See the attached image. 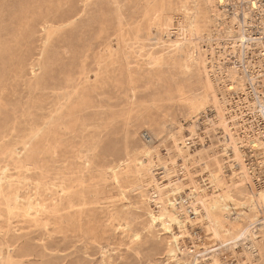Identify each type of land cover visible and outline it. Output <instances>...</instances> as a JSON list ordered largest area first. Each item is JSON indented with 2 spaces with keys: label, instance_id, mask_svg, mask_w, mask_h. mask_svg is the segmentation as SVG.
Instances as JSON below:
<instances>
[{
  "label": "rangeland",
  "instance_id": "1",
  "mask_svg": "<svg viewBox=\"0 0 264 264\" xmlns=\"http://www.w3.org/2000/svg\"><path fill=\"white\" fill-rule=\"evenodd\" d=\"M219 1L0 0V264H243L260 246L249 200L207 219L188 196L238 195L224 119L248 167L264 158L263 46L231 50L247 9ZM169 199L170 232L151 224Z\"/></svg>",
  "mask_w": 264,
  "mask_h": 264
},
{
  "label": "bare ground",
  "instance_id": "2",
  "mask_svg": "<svg viewBox=\"0 0 264 264\" xmlns=\"http://www.w3.org/2000/svg\"><path fill=\"white\" fill-rule=\"evenodd\" d=\"M209 3L211 0H207ZM224 0H220L219 1V6L220 4L223 3ZM189 5V4H188ZM193 6V5H192ZM211 6V5H210ZM186 7V4H185ZM188 7V6H187ZM89 9V8H88ZM195 9V8H194ZM188 10V9H187ZM188 14V13H187ZM73 17V16H71ZM188 17V16H187ZM68 18H70L68 16ZM189 19L191 18V16L188 17ZM72 19V18H71ZM69 20V19H68ZM234 20V19H233ZM71 22V21H70ZM231 30V29H230ZM50 31V30H47ZM53 31V30H52ZM238 31V29H237ZM239 32V31H238ZM51 33V31H50ZM49 35V32H48ZM52 35V34H50ZM238 38V40H237ZM52 39V38H51ZM124 39V38H123ZM46 41V40H45ZM238 41H241V43ZM245 37L242 36V34H238V36L236 38L231 39L230 44H232L231 50H233L234 53H238L241 51H245ZM45 45V44H44ZM243 47V48H242ZM241 48V50H240ZM47 49V48H45ZM236 50V52H235ZM107 52V51H106ZM22 62V61H21ZM38 62V61H37ZM35 63V62H34ZM33 63V64H34ZM235 63V62H234ZM21 64V63H20ZM32 64V65H33ZM20 66V65H19ZM43 66V65H42ZM21 67V66H20ZM34 67V65H33ZM31 67V68H33ZM230 72H229V76L232 80L238 82L239 84L243 85V82L240 81V77H247V78H251L249 71L246 70V67H244V75L241 74V70L238 68V66L236 65H232L230 66ZM17 68V67H16ZM83 68V66H82ZM88 68V67H87ZM89 69V68H88ZM91 70V69H90ZM12 72V71H11ZM21 73V72H20ZM88 73V72H87ZM12 74V73H11ZM36 74V73H35ZM20 76V75H19ZM37 76V75H36ZM97 76V75H96ZM91 78V77H90ZM93 78V77H92ZM89 79V78H88ZM95 79V78H94ZM252 79V78H251ZM4 80V79H3ZM96 80V79H95ZM8 81V80H7ZM69 81V80H68ZM250 81V80H249ZM1 82V81H0ZM4 83V82H3ZM6 86V83H4ZM69 85V84H68ZM9 86V85H8ZM66 87V86H65ZM75 87V86H74ZM231 88V87H229ZM61 89V88H60ZM72 93V92H71ZM69 94V93H68ZM78 94V93H77ZM81 94V93H80ZM2 95V94H1ZM1 97V96H0ZM4 98V97H3ZM2 98V100H3ZM194 111V110H193ZM220 109H219V114H220ZM262 114L264 116V109H262ZM27 113V112H26ZM219 116V115H218ZM223 116V115H222ZM34 117V116H33ZM29 119V118H28ZM37 120V119H36ZM223 120V119H222ZM60 121V120H59ZM223 122V126L225 129V141L227 142V144L229 145V147L232 148L233 152L235 153L236 159L238 161V168H239V173H240V178H241V183L237 184L236 186H238L239 188H236V190L238 189V195L236 194V196H233L232 191H226L224 192V194H218V196H214L211 197L210 200L207 202L203 199H201V195L199 196L198 193H196V189L190 188V192L188 194V196H190L191 198H194V200L191 201V203L198 201H202L205 205L207 210H205L204 214L205 217L208 219L210 218V214L212 211L214 210H218V211H223V213L227 214V216L225 217V219L227 218L228 220L231 219L230 216H234L236 213L234 212L235 206L237 205L236 202L240 201V203H242V199H246L250 201L249 207L251 208V210H255L256 214L258 213L259 216H263V220L260 221V223L262 224L261 230L264 231V186H262L263 189H260L261 187H258L257 185H264V183H258L257 181V177L254 173V169L247 166V164L245 163V159H244V154L241 150V146H240V142H239V137L235 134V132H233L232 128L230 127L229 123L226 122V120L224 119ZM2 123V122H1ZM37 124V123H36ZM27 125V124H26ZM4 128V127H2ZM8 129V128H7ZM10 130V129H9ZM16 130V129H15ZM21 131V130H20ZM42 131V130H41ZM1 132V131H0ZM39 132V131H38ZM30 133V132H29ZM40 133V132H39ZM35 134V133H34ZM46 134V133H45ZM29 135V134H28ZM36 136V135H34ZM33 137V136H32ZM47 137V136H46ZM30 139V138H29ZM258 143H256V141L254 139L250 140V143L253 147H257L260 151V154H262L264 156V141L260 140V138L257 139ZM30 141V140H29ZM13 142V141H12ZM178 145V144H177ZM6 146V144H5ZM260 146H262V148H260ZM178 147V146H177ZM17 148V147H16ZM15 150V149H14ZM13 151V150H12ZM11 151V152H12ZM14 152V151H13ZM259 154V153H258ZM30 155V154H29ZM14 157V156H13ZM263 157H260L259 159L262 160V162L264 161V158L261 159ZM2 159V158H1ZM130 159V158H129ZM235 159V160H236ZM127 160V157H126ZM34 161V160H33ZM146 162V161H145ZM140 164V163H139ZM142 164H144V161H142ZM141 164V165H142ZM7 167V164H6ZM152 167V166H151ZM26 169V168H25ZM152 169V168H151ZM34 170V169H33ZM153 173V172H152ZM116 175V174H115ZM152 175V174H151ZM253 177V180H252ZM239 178V177H238ZM240 182V181H239ZM235 184V183H234ZM257 184V185H256ZM158 188V186H157ZM159 189V188H158ZM160 190V189H159ZM158 190V191H159ZM162 191V190H161ZM71 193V192H70ZM153 195V194H152ZM156 195V194H155ZM162 195V194H161ZM154 196V195H153ZM219 197H221V199L223 198V203L219 202ZM183 203V202H182ZM181 202H177L176 199L171 200L169 199V204L168 206H171L172 209H169L166 207H162L159 214H151V224L152 226H155L159 221L161 222L162 226L165 228L166 231L170 232L171 229V224L175 223L177 225H179V227L181 226V218H179V213L177 207L182 205ZM241 208V207H240ZM242 209V208H241ZM194 211L196 210L195 208L193 209ZM238 211V210H237ZM240 211V210H239ZM218 213V212H217ZM240 213V212H239ZM253 213V212H252ZM222 214V213H221ZM249 214V213H248ZM213 215V214H212ZM259 216H257L259 218ZM257 218V219H258ZM189 219V217H188ZM256 220V219H253ZM240 221V220H239ZM251 221V220H250ZM210 223V222H209ZM212 223V222H211ZM251 224V223H250ZM233 225V224H232ZM180 229V228H179ZM179 231V230H178ZM216 233H217V229H215ZM182 232V231H181ZM179 231V233H181ZM178 236V235H177ZM261 243L260 246L256 244L255 240H250L251 244L250 246L247 248L248 249V255L246 256V259L244 261L243 264H250V261H256L258 258L259 261H261V258L264 257V232L261 234ZM176 241V240H175ZM178 242V241H177ZM259 263V262H258ZM255 263V264H258Z\"/></svg>",
  "mask_w": 264,
  "mask_h": 264
},
{
  "label": "built area",
  "instance_id": "3",
  "mask_svg": "<svg viewBox=\"0 0 264 264\" xmlns=\"http://www.w3.org/2000/svg\"><path fill=\"white\" fill-rule=\"evenodd\" d=\"M237 3L242 4L247 9V11L245 12L242 11L244 18H245V15L248 14V17H247L248 20L245 21L246 28H244L245 32L246 30L248 31V37H245V41H246L245 43H249L252 45L258 44L259 46H263L260 48H262L261 55L264 56V0H244V2L237 1ZM255 33H258V34L255 35ZM246 56L248 57V54H246ZM260 72L262 71H259V73ZM249 93L252 94V96H254L253 98H256V99H257V95L260 96V98L257 99L256 101L257 103L256 107H258L260 111L258 112L259 115L256 120L257 123H255V127H253L252 130L253 132H255V138L258 137L264 140V116L261 112V108L264 109V96H261L260 94H256L257 90L255 91V88L253 87L250 88ZM246 136L251 139L254 138L253 137L254 134L253 135L246 134ZM248 150L250 153V158L254 159L255 153H253V151L255 152L256 149L249 147ZM248 163L251 166V168L254 169V173L257 177L258 183L260 184L264 183V161L262 162V160L257 158V164H254L256 163L254 160Z\"/></svg>",
  "mask_w": 264,
  "mask_h": 264
}]
</instances>
